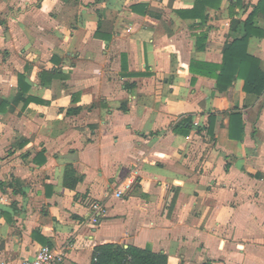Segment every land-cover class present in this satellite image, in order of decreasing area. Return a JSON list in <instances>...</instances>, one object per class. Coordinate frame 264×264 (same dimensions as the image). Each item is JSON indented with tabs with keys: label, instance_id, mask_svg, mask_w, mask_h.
Instances as JSON below:
<instances>
[{
	"label": "crops",
	"instance_id": "1",
	"mask_svg": "<svg viewBox=\"0 0 264 264\" xmlns=\"http://www.w3.org/2000/svg\"><path fill=\"white\" fill-rule=\"evenodd\" d=\"M261 1L207 0L201 18L196 0H0V264L42 246L90 264L103 244L264 264V93L206 74ZM256 11L235 60L264 71ZM19 75L40 102L14 103Z\"/></svg>",
	"mask_w": 264,
	"mask_h": 264
},
{
	"label": "trees",
	"instance_id": "2",
	"mask_svg": "<svg viewBox=\"0 0 264 264\" xmlns=\"http://www.w3.org/2000/svg\"><path fill=\"white\" fill-rule=\"evenodd\" d=\"M207 0H196L195 5L192 10L187 11L189 16H199L203 18L205 3ZM264 7V1H261L258 6H256L253 12L249 17L243 22V31L244 35L239 39H234L230 44L225 45L223 48V60L222 66L220 68V74H206L212 76L217 80V88L220 92L225 91L233 82L235 78L243 80L244 87L243 90L246 94L254 95L256 97L261 96L264 93V71L260 68V62L247 55L245 52L241 53V58L237 61L236 64V53L240 50L244 51L248 38L251 35V32L257 33L258 31L252 26V19L256 10ZM235 25H238L239 22L235 21ZM262 36L263 33L259 32ZM209 67V65L196 63V66ZM190 71H194V66H190ZM202 74H204L202 72ZM50 77L48 73H42L41 79L42 82H45V79ZM18 88L19 92L14 100L16 104L19 101H22L23 106L26 107L31 102H40L32 97L23 99V93L25 92L26 86L24 84V75L18 76ZM4 104V103H2ZM181 128H184V125H181ZM70 168L66 169L64 175V184L73 188L77 181H70L69 179ZM175 199H173L169 208L173 207ZM167 258L165 255L158 253H152L148 248L139 249L134 246H127L124 248L122 246H116L113 244H103L94 247L91 253L90 264H166Z\"/></svg>",
	"mask_w": 264,
	"mask_h": 264
},
{
	"label": "built area",
	"instance_id": "3",
	"mask_svg": "<svg viewBox=\"0 0 264 264\" xmlns=\"http://www.w3.org/2000/svg\"><path fill=\"white\" fill-rule=\"evenodd\" d=\"M116 194L122 196L123 192L118 190ZM90 208L98 216L102 212V208L98 203H93ZM63 258V253L54 251L49 246H42L32 259L22 261L20 264H62Z\"/></svg>",
	"mask_w": 264,
	"mask_h": 264
}]
</instances>
